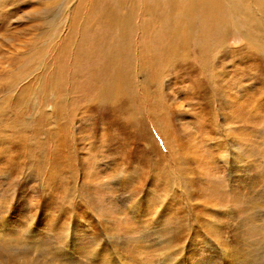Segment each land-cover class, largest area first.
Instances as JSON below:
<instances>
[{
  "label": "rangeland",
  "instance_id": "1",
  "mask_svg": "<svg viewBox=\"0 0 264 264\" xmlns=\"http://www.w3.org/2000/svg\"><path fill=\"white\" fill-rule=\"evenodd\" d=\"M206 3L0 0V264H264V2Z\"/></svg>",
  "mask_w": 264,
  "mask_h": 264
},
{
  "label": "bare ground",
  "instance_id": "2",
  "mask_svg": "<svg viewBox=\"0 0 264 264\" xmlns=\"http://www.w3.org/2000/svg\"><path fill=\"white\" fill-rule=\"evenodd\" d=\"M207 1V3H206V6H207V8L210 10V17H209V19H210V21L208 22V23H213V24H219V27H220V24L221 25H224L225 26V20H224V17L221 15V14H219V12H220V10H221V8H220V6L218 5V4H216L215 3V1L216 0H206ZM263 2H264V0H263ZM196 11L199 13L200 11H199V9H196ZM205 11V9L204 10H202V12H204ZM92 16V15H91ZM194 17V16H193ZM217 18V19H216ZM220 18V19H219ZM207 21V20H206ZM207 25H209V24H207ZM211 25V24H210ZM222 27V26H221ZM215 28V27H214ZM216 29V28H215ZM219 29V28H218ZM221 32H223V29H222V31ZM214 33V32H213ZM216 37V36H215ZM218 37V36H217ZM210 38V37H209ZM213 40V39H212ZM203 41V40H202ZM207 41V40H206ZM203 43H205L204 41H203ZM107 91V90H106ZM110 97V96H109Z\"/></svg>",
  "mask_w": 264,
  "mask_h": 264
}]
</instances>
